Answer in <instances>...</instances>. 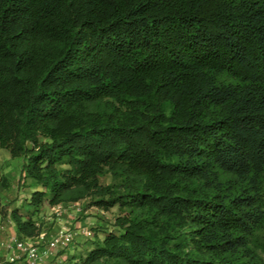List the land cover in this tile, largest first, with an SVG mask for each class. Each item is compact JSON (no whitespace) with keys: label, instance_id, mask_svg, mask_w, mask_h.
<instances>
[{"label":"trees","instance_id":"16d2710c","mask_svg":"<svg viewBox=\"0 0 264 264\" xmlns=\"http://www.w3.org/2000/svg\"><path fill=\"white\" fill-rule=\"evenodd\" d=\"M0 148L19 239L88 200L78 264H264V0H0Z\"/></svg>","mask_w":264,"mask_h":264},{"label":"rangeland","instance_id":"374dc122","mask_svg":"<svg viewBox=\"0 0 264 264\" xmlns=\"http://www.w3.org/2000/svg\"><path fill=\"white\" fill-rule=\"evenodd\" d=\"M0 149L8 153L5 149ZM22 162L23 160L21 157H11L9 154L7 159H2V161L0 162V176L2 175L1 172L5 173V177L10 181V183H12L16 178V181H14V186L16 187V197L12 199L7 198L8 202L0 201V205H9V208L15 206L19 207L21 203H24V199L28 197L27 195H29V192L31 190V188H29V185L31 184L30 181L25 177L22 179L21 183L19 182L20 184H22L19 185V188L16 184L18 176L21 173ZM99 182L101 184H107L111 182V179L109 176H104L99 179ZM87 205L88 200H82L71 204H64L60 207V210L63 211V214H65V216L57 220L55 219L57 218L55 212L48 211L46 205L42 208L43 212H45V216L50 218V226H53L56 223L59 225H63L66 220H68L71 222V224L65 230L72 231L74 235L73 241L67 247L57 251H53L52 260H50V262H52L56 256H59L61 254H63L64 256H68L71 252H78L79 255L84 254L83 250H81L80 247V245H82L85 241V239L82 237V228H88L87 230H89L86 243L93 237V233L101 235L102 231L99 229L112 228V219L117 214L116 208H112L108 211H101L96 209L95 207H88ZM23 210L24 209H20L21 212H23ZM43 234L47 238L49 237V235H51L49 229H45ZM73 263L78 264L77 262ZM57 264H66V261L64 262V260H62L61 262H57Z\"/></svg>","mask_w":264,"mask_h":264},{"label":"crops","instance_id":"0c3cea01","mask_svg":"<svg viewBox=\"0 0 264 264\" xmlns=\"http://www.w3.org/2000/svg\"><path fill=\"white\" fill-rule=\"evenodd\" d=\"M8 154L9 153H6L2 149H0V156H1L0 162L2 161V159H7ZM1 174H2L1 176L3 177H5L6 175L5 173L2 172ZM14 181H16V178ZM14 181L10 183V181L8 180V185L6 187L0 185V201L8 202L7 198L12 199L16 197V189H15L16 187L14 186L15 185ZM64 204H71V203H62L52 207L47 206L48 211L55 212V215H57V218H55L56 220L65 216V214H63V211L60 210V207ZM37 219H38L37 220L38 223L42 224L40 233H44L45 229H49L51 235L57 233L58 231L67 229L71 224L70 221L66 220V222L63 225H59L56 223L53 226H50V218L45 216V212H43V210L40 211V213L37 216ZM87 229L88 228L81 229V232L83 234L82 237L85 239L83 244L80 245L81 250H83V252L87 249L86 240L89 233V230ZM51 235H49V237ZM13 238L16 240H20L16 235L13 222L11 221L8 215H6L5 217H0V264H27L25 254L15 247V245L12 242ZM55 250L57 251L60 249H55ZM53 251L54 250L51 249L45 251L43 246H40L38 251L39 258L36 264H57V262H61L62 260H64V262L66 261V264H74L73 262H77L79 256L81 255V254L79 255L78 252H74V253L71 252L69 253L68 256H64L63 254H61L59 256H56L55 259L52 262H50V260H52Z\"/></svg>","mask_w":264,"mask_h":264},{"label":"built area","instance_id":"2783aa9c","mask_svg":"<svg viewBox=\"0 0 264 264\" xmlns=\"http://www.w3.org/2000/svg\"><path fill=\"white\" fill-rule=\"evenodd\" d=\"M73 232L61 230L51 235L48 239L43 233H39L32 238H22L20 240L12 239L15 247L25 254L27 264H36L39 258V247L43 246L44 250L63 249L73 241Z\"/></svg>","mask_w":264,"mask_h":264}]
</instances>
